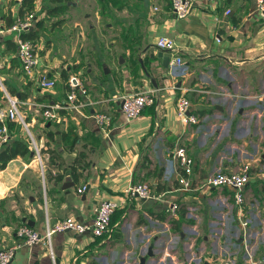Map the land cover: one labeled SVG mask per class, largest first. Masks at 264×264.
<instances>
[{
	"label": "crops",
	"instance_id": "0c3cea01",
	"mask_svg": "<svg viewBox=\"0 0 264 264\" xmlns=\"http://www.w3.org/2000/svg\"><path fill=\"white\" fill-rule=\"evenodd\" d=\"M112 1H33L36 20L22 34L37 35L40 66L55 80L43 91L23 74L15 34L7 31L29 12L27 0H0V77L8 90L27 95L29 120L38 104L65 101L72 75L95 102L82 113L62 111L61 122L31 123L54 150L49 168L64 174L61 181L45 178L47 153L43 176L36 160L20 156L0 170V249L20 243L16 228L24 218L43 233L47 221L71 216L91 222L99 200L112 198L120 205L109 238L56 232L53 256L43 239L21 242L9 264H139L141 258L145 264H221L229 256L238 264H264V16L255 14V0H206L186 18L172 14L169 0ZM160 35L174 39L181 67L162 65ZM146 88L157 89L154 102L127 122L119 97ZM180 96L190 100L198 124L179 121ZM95 110L110 114L107 134L90 116ZM43 128L52 130L50 138ZM19 132L24 135L22 127ZM177 142L194 161L190 190L176 181ZM240 163L248 164L249 178L237 207L230 188L202 183ZM147 171L144 182L155 198L129 196L135 174L142 182ZM66 177L74 186L63 189ZM169 202L179 206L175 216L166 212Z\"/></svg>",
	"mask_w": 264,
	"mask_h": 264
},
{
	"label": "built area",
	"instance_id": "2783aa9c",
	"mask_svg": "<svg viewBox=\"0 0 264 264\" xmlns=\"http://www.w3.org/2000/svg\"><path fill=\"white\" fill-rule=\"evenodd\" d=\"M169 1L172 14L176 18H186L198 3L206 0ZM254 12L260 17L264 16V0L254 1ZM225 13H229V10H226ZM35 20V12H26L8 27L7 31L15 34L16 50L23 74L30 78L39 90H52L55 86V80L51 78L46 69L40 66L37 54V41L22 36V33L29 29ZM1 29L0 32H2ZM156 46L160 50L170 53V64L172 67H181L183 65L184 62L181 58L180 50L172 37L166 35L158 36ZM66 85L67 92L65 101L38 104L35 117L31 118V120H27L24 110L27 102L11 93L0 77V149L11 139L7 122H18L30 141L33 159L38 162L42 176L44 175L42 158L45 155V153H42V148L45 143L42 139H38L33 134L31 123L39 121L40 124L44 125L50 122H61L62 111H76L82 113L95 103L88 97L84 83L78 76H70L66 80ZM156 91L157 89L146 88L125 93L119 97L120 110L127 122L139 116L148 105L154 102ZM190 107L191 102L188 98L185 96L177 98L176 114L182 125H196L199 122V118L190 111ZM90 116L94 119L99 129L104 134H107L112 125L110 114L107 111L95 110ZM172 154L177 167L175 170L177 172L176 181L180 184L181 190H190V175L193 172L194 165L193 158L189 155L187 148L182 142H177L174 145ZM248 178V164L240 163L235 168L228 171L218 169L214 174L208 176L202 185L204 188H230L233 192V204L240 207L243 203L242 189L248 182ZM85 189L86 186L83 185L77 189V192L82 193ZM127 193L129 196H135L141 199L155 198V193L151 185L144 181L132 183ZM119 205V202L115 199L102 198L94 207V216L91 222L78 221L71 216L60 219L54 224H49L47 221L43 233L37 232L33 227L25 223L20 224L16 228V236L20 239V243L22 242L26 245L35 244L43 239L47 245L49 255L53 256L50 241L51 236L56 232L71 230L76 234L90 233L94 238H109L113 231L111 219L115 211L119 208ZM178 209L179 206L177 203L169 202L166 212L171 216H175ZM245 223L246 222L243 221L241 225H245ZM20 243L0 249V264H9L11 262L15 250ZM75 260L76 258H73L72 262H75ZM220 263L238 264L231 256L223 258V261Z\"/></svg>",
	"mask_w": 264,
	"mask_h": 264
},
{
	"label": "trees",
	"instance_id": "16d2710c",
	"mask_svg": "<svg viewBox=\"0 0 264 264\" xmlns=\"http://www.w3.org/2000/svg\"><path fill=\"white\" fill-rule=\"evenodd\" d=\"M33 1L34 0H27V4L25 5V6H27L25 8L27 11H30L32 9ZM58 1H67V0H58ZM107 1L114 2L112 0H105V2H107ZM23 37L27 38V39L35 40L37 38V35L36 34H32V35L29 34L27 36L23 35ZM9 91L15 95L17 94V96L21 100H24L27 98V95L20 92V91L19 92L18 91L14 92V90H9ZM29 117L30 116L26 113L27 120H29ZM7 125L9 128L10 134H11V139L0 149V170L5 168L7 163L15 157L20 156V157H24L27 160L33 158L32 148H31L30 141H29L27 135L25 133H24V135H22L19 132V127L21 128L22 126L16 121H8ZM12 131L16 132L15 136H13ZM43 133L46 135V137L50 138L52 136L53 132L50 129L43 128ZM42 153L48 154V166L45 169V178L47 180L61 181L64 174L60 171H57L56 173L53 174L49 168V163H52V160L54 158V150L49 147L48 141L45 142L44 147L42 148ZM141 158H142L141 159V165L142 164L147 165V163H148L147 156L144 154L141 156ZM144 165H142V166H144ZM145 168H146V166H145ZM70 173L72 175H76L75 166L71 167ZM148 174H149L148 171H147V173L145 172V176H142V178H140V181H144V179L147 178ZM136 180H139L138 174H135V178L133 179V183L138 182ZM163 188H165V187H163ZM163 188L160 186H157L156 191H160ZM21 224H25V222H22Z\"/></svg>",
	"mask_w": 264,
	"mask_h": 264
},
{
	"label": "water",
	"instance_id": "95a60500",
	"mask_svg": "<svg viewBox=\"0 0 264 264\" xmlns=\"http://www.w3.org/2000/svg\"><path fill=\"white\" fill-rule=\"evenodd\" d=\"M157 56L162 59V65L164 67H167L168 64H169V61H170V53L167 52V51L159 50V52L157 53ZM140 62L142 63L141 60H140ZM65 180L67 182H65L63 184V186H62L63 189L70 188V187L74 186V183L70 181V177H66ZM24 221H25V223L27 225L33 227V222L32 221L27 220L26 218H24ZM139 264H145V259L144 258H141Z\"/></svg>",
	"mask_w": 264,
	"mask_h": 264
},
{
	"label": "rangeland",
	"instance_id": "374dc122",
	"mask_svg": "<svg viewBox=\"0 0 264 264\" xmlns=\"http://www.w3.org/2000/svg\"><path fill=\"white\" fill-rule=\"evenodd\" d=\"M52 39H54V36L52 37ZM54 42H55V40H54ZM57 49H58V46L55 44L54 47L51 50L52 54H56ZM51 52L48 51V53H46V60L51 56ZM39 60H40V58H39ZM40 63H41V60H40ZM43 91H47V90L44 89Z\"/></svg>",
	"mask_w": 264,
	"mask_h": 264
}]
</instances>
